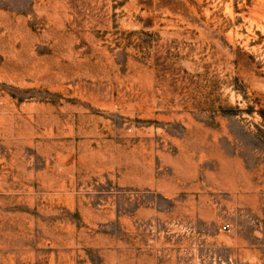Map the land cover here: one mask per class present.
<instances>
[{
  "label": "rangeland",
  "instance_id": "obj_1",
  "mask_svg": "<svg viewBox=\"0 0 264 264\" xmlns=\"http://www.w3.org/2000/svg\"><path fill=\"white\" fill-rule=\"evenodd\" d=\"M68 180L119 220L97 192L78 220ZM125 182L173 194L130 264H264V0H0V264L63 228L120 245Z\"/></svg>",
  "mask_w": 264,
  "mask_h": 264
},
{
  "label": "crops",
  "instance_id": "obj_2",
  "mask_svg": "<svg viewBox=\"0 0 264 264\" xmlns=\"http://www.w3.org/2000/svg\"><path fill=\"white\" fill-rule=\"evenodd\" d=\"M51 184V183H50ZM58 188L62 193L59 195L51 196L59 203L69 204V209L72 213H76L78 220L83 219L86 213H92L91 210L83 206V201L89 202L93 198L94 193H98L103 201L106 202L107 209L98 213L104 216V219L111 220L112 218L118 219L117 209L114 211L111 204L116 203L118 192L110 188H104L91 183H82L75 180H68L66 182H58ZM49 186V185H48ZM53 186V185H52ZM87 189L85 195H82V189ZM121 190L122 201L128 206V209L121 214L122 227L117 230L115 236H121V244H111L105 242L107 237L113 235L112 231H107L101 228H86L73 227L69 229H57L55 232L61 236L70 237L74 236L72 245L65 244L57 245H44L42 250L27 249L24 257L27 264H115L116 259L110 258L113 254L122 253V259L125 264H130L131 253L139 251L140 243H137V237L140 236L136 233L134 225L139 222L143 217L145 219H154L160 215L154 205L141 206V198L149 196L151 199L161 201L165 198H170L173 194L169 191L166 193L159 186L154 183L142 185L135 183H122L118 185ZM116 189L118 191L119 189ZM107 189V190H106ZM175 195V193H174ZM54 201V199H50ZM138 201V202H137ZM138 206H137V203ZM171 203V200L169 201ZM131 205V207H130ZM136 205V206H135ZM61 210V209H60ZM62 211V210H61ZM65 212H68L64 210ZM63 211V212H64ZM81 224V222L79 223ZM53 232V231H51ZM139 232V231H138ZM83 236L89 237L87 243H83ZM65 240V239H64ZM63 240V241H64ZM124 264V263H123Z\"/></svg>",
  "mask_w": 264,
  "mask_h": 264
},
{
  "label": "built area",
  "instance_id": "obj_3",
  "mask_svg": "<svg viewBox=\"0 0 264 264\" xmlns=\"http://www.w3.org/2000/svg\"><path fill=\"white\" fill-rule=\"evenodd\" d=\"M227 229V227H225Z\"/></svg>",
  "mask_w": 264,
  "mask_h": 264
}]
</instances>
